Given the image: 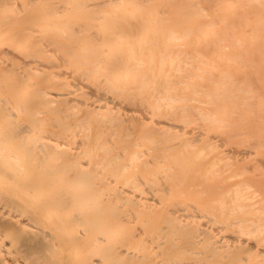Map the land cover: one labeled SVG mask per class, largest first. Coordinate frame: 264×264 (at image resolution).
<instances>
[{
    "label": "bare ground",
    "instance_id": "6f19581e",
    "mask_svg": "<svg viewBox=\"0 0 264 264\" xmlns=\"http://www.w3.org/2000/svg\"><path fill=\"white\" fill-rule=\"evenodd\" d=\"M263 69L264 0H0V264H264Z\"/></svg>",
    "mask_w": 264,
    "mask_h": 264
},
{
    "label": "rangeland",
    "instance_id": "374dc122",
    "mask_svg": "<svg viewBox=\"0 0 264 264\" xmlns=\"http://www.w3.org/2000/svg\"><path fill=\"white\" fill-rule=\"evenodd\" d=\"M157 66H158V65H157ZM223 66H224V68H227V65H223ZM166 67H168V65H166ZM157 68H158V67H157ZM215 74H216V75H215L214 80L206 79L205 84H206L209 88L214 89V90H217V89L223 87L224 85H223L222 82H221V79H222V73H221V71H220V70H217ZM258 74H259L260 76H262V80H264V69H263L262 71L259 70V71H258ZM230 80H231V79H230ZM230 80H229V82H230ZM217 83H219L218 86L216 85ZM242 83H243V82H240L238 85L240 86ZM259 100L264 104V96H259ZM241 101H242V99L240 100V103H241ZM228 103H229V108H230V111H231V110H232L233 103H232V101H229ZM221 105H222V99H218V100H217V103L212 104V107H213V108H218V107H220ZM260 106H261V108H262V110H263V112H264V107H263V105H260ZM178 120H180V119H178ZM241 139H242V138H241ZM241 139H238V140H241ZM235 144H236V145H235ZM235 144H234V145L237 146V147H231V146H226V147H224V146H220V147H219L217 150H215L214 152L208 149V152L210 153V154H209V155H210V158H213V157H215L216 155H220V154H221V151H222V152H227V151L230 150L231 148H232V149H233V148H238V149H242V150H243V148H244V149L247 148V147H244L245 145H244L242 142H240V141L236 142ZM255 148H260L261 151L264 153V146L261 147V146L256 145ZM229 153H230V152L228 151V154H229ZM226 160H228V157H227V159L224 158V159H223V162H225ZM228 184H229V183H228ZM234 185H235V184H234ZM255 199H258V198L255 197L254 200H255Z\"/></svg>",
    "mask_w": 264,
    "mask_h": 264
}]
</instances>
